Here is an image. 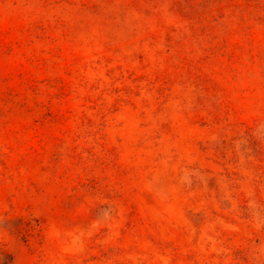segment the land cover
<instances>
[{"label":"rangeland","instance_id":"obj_1","mask_svg":"<svg viewBox=\"0 0 264 264\" xmlns=\"http://www.w3.org/2000/svg\"><path fill=\"white\" fill-rule=\"evenodd\" d=\"M0 264H264V0H0Z\"/></svg>","mask_w":264,"mask_h":264}]
</instances>
